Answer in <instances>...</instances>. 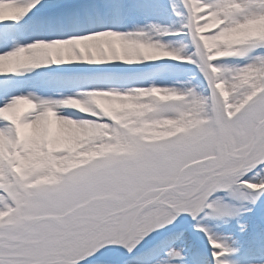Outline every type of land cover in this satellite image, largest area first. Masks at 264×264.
Wrapping results in <instances>:
<instances>
[{
    "label": "snow or ice",
    "instance_id": "1",
    "mask_svg": "<svg viewBox=\"0 0 264 264\" xmlns=\"http://www.w3.org/2000/svg\"><path fill=\"white\" fill-rule=\"evenodd\" d=\"M0 264H264V0H0Z\"/></svg>",
    "mask_w": 264,
    "mask_h": 264
}]
</instances>
